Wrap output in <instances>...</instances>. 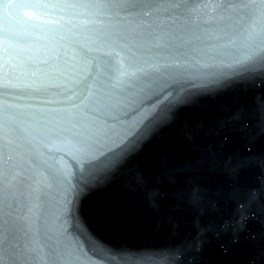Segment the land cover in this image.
<instances>
[{
	"label": "snow or ice",
	"instance_id": "obj_1",
	"mask_svg": "<svg viewBox=\"0 0 264 264\" xmlns=\"http://www.w3.org/2000/svg\"><path fill=\"white\" fill-rule=\"evenodd\" d=\"M258 91L264 0H0V264H264Z\"/></svg>",
	"mask_w": 264,
	"mask_h": 264
},
{
	"label": "water",
	"instance_id": "obj_2",
	"mask_svg": "<svg viewBox=\"0 0 264 264\" xmlns=\"http://www.w3.org/2000/svg\"><path fill=\"white\" fill-rule=\"evenodd\" d=\"M253 103L259 104L264 102V91H258L252 100ZM216 115L220 117H226V112L216 113ZM245 141L244 139L237 135V143L235 145L241 152H243ZM264 149V138L257 139V141L252 145L253 152H259ZM252 181V174L251 173H242L241 174V182L242 183H250ZM119 194L116 191H102V190H95L90 193H87L81 199V212L86 217L90 218L93 223L95 224H102L108 227H114L115 225L119 224L123 218L128 216L134 209H132L128 204L121 202L119 208V215L113 210V203L118 199ZM233 206L226 205L219 218L227 217L232 214ZM178 218L180 214L178 213ZM132 226L127 225L124 230V235L127 236L129 239H135V237L129 236V230H131ZM182 232L189 231L190 229L185 224L180 229ZM170 239H165L163 236L157 237L156 239L152 240L151 243L156 246H164L170 243ZM248 248V252L250 254H255L258 249L253 247L250 244H246ZM248 257H242V261H246Z\"/></svg>",
	"mask_w": 264,
	"mask_h": 264
}]
</instances>
